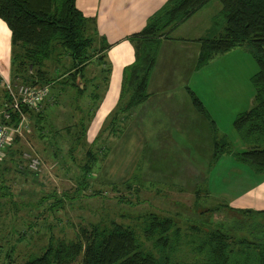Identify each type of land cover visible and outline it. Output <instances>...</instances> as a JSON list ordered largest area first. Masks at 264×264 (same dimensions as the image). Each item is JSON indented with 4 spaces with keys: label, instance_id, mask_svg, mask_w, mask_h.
<instances>
[{
    "label": "rangeland",
    "instance_id": "1",
    "mask_svg": "<svg viewBox=\"0 0 264 264\" xmlns=\"http://www.w3.org/2000/svg\"><path fill=\"white\" fill-rule=\"evenodd\" d=\"M84 1H76L78 8H84ZM219 9L220 1L211 0L185 22V28L179 29H186L185 35H193L199 26L209 27ZM257 69L249 49L237 47L215 56L201 67V73L192 76L189 84L217 113L220 130L233 148L229 144L213 145L209 136L202 138V146L197 148L199 143L174 130L170 139L137 136L135 127L125 122L130 114H123L116 133L103 130L104 124L98 123L91 127L89 141L86 132L84 145L80 144L70 155L65 127L81 117L88 120L85 110L90 106L91 85L84 97L78 96V101L69 96L53 108L45 125L59 132V145L55 147L50 146L51 137H40L36 122L26 116V125L14 144L20 156L15 157V162H0V195L9 194L0 196V264H22L38 256L50 240L68 242L82 228L112 223L131 228L141 249L167 256L170 264L204 263L209 250L202 247V241L210 232L220 230L229 237V264H252L256 256L253 246L264 243V211L232 210L226 200L257 180L235 156L241 146H247L237 143L240 139L232 126L236 114L244 110L248 96L253 94L250 77ZM98 71L97 63H90L82 81L100 84L95 79ZM225 89L232 95L227 97L229 106L221 110ZM1 90L5 88L0 84ZM181 90L176 82L177 96L182 95ZM90 133L99 138L92 139ZM221 151L226 154L214 161ZM32 159L37 163L30 166ZM92 160L94 164L84 182L81 166L86 162L89 169ZM235 166L245 168L238 170ZM261 175L264 177V172ZM151 215L173 220L165 245H156L155 240L161 236L158 232L145 233ZM13 245V253H8ZM72 264H81L80 258Z\"/></svg>",
    "mask_w": 264,
    "mask_h": 264
},
{
    "label": "trees",
    "instance_id": "2",
    "mask_svg": "<svg viewBox=\"0 0 264 264\" xmlns=\"http://www.w3.org/2000/svg\"><path fill=\"white\" fill-rule=\"evenodd\" d=\"M209 1L211 0H167L147 19L141 31L131 35L135 60L123 69L119 99L115 109L106 117L103 130L116 133L118 131L116 127L121 122L123 114L127 116L134 107L148 98V78L155 65L157 48L161 40L167 37L175 26L190 18ZM219 1L220 9L218 16L216 15L218 19L216 16L213 19L215 32L210 37L199 40L196 68L206 65L214 56L237 47L249 49L258 68L250 78L254 89V101L253 106L248 111L238 114L232 123L240 139L247 146L235 156L255 173H262L264 0ZM0 19L10 30L12 77L10 83L47 85L50 88L48 101L45 100L37 111L25 106L20 107V111L9 110L10 120H4L0 113V123L16 127L21 120L20 113H23L36 122L35 127L40 137L45 139L51 137L50 146L55 147L59 145L56 141V134L59 132L45 125L49 118L51 119L53 108L61 101L65 102L69 96L78 101L79 97H84L88 88L93 86L89 93L92 94L90 106L85 110L86 115H89L88 120L81 117L77 122L65 127L71 145L68 152L72 155L75 148L80 144L84 145L88 123L94 116L97 102L108 86L110 66L105 55L109 48L108 43L104 37L98 35L95 19L86 17L77 8L76 0H0ZM94 62L99 66L98 77L95 79H99L100 84L92 83L93 81L90 83L88 80L86 81L88 83L83 82L86 66ZM0 92V109H4V104L10 102V96L6 90ZM193 104L202 111V104L195 97ZM77 106L81 112L80 105ZM50 128L53 131L49 136L47 133ZM95 138H99V135ZM17 142L18 135H15L12 145L6 148L0 162L16 161L15 157L20 156L18 149L14 147ZM58 148L59 146H56V149ZM223 152H217L215 159ZM85 163L81 166L83 172L81 180L84 182L94 161L89 164V169ZM5 194L3 192L0 196L2 198L9 196V194L4 196ZM149 220L145 233L151 235L158 232L161 235L155 240L156 245L168 243L167 232L172 229L173 220L157 215H151ZM14 247L15 245L11 246L13 249L10 248L8 253L12 254ZM202 247L209 250L208 257L202 264H229L231 251L226 233L220 230L210 232L202 241ZM253 249L256 256L251 260L252 264H264V243L253 246ZM7 257L11 259L12 256L8 254ZM78 258L81 264H170L167 256L163 254L156 256L141 249L131 228L115 223L109 226L91 225L90 228H82L76 238L68 242L57 240L53 243L50 240L38 256L30 257L22 264H72Z\"/></svg>",
    "mask_w": 264,
    "mask_h": 264
},
{
    "label": "crops",
    "instance_id": "3",
    "mask_svg": "<svg viewBox=\"0 0 264 264\" xmlns=\"http://www.w3.org/2000/svg\"><path fill=\"white\" fill-rule=\"evenodd\" d=\"M166 1L85 0L84 8L82 9L78 8L76 4L77 8L86 17L95 19L98 35L104 37L109 45V48L105 51L106 60L110 66L108 86L97 102L98 105L94 112V117L87 130L88 137H86L88 141L91 127L98 123L104 124L106 117L117 105L122 84L123 69L135 60V49L130 40L131 35L141 31L146 25L147 19ZM199 10L196 12H199ZM196 12L190 18L175 26L170 34L161 40L157 48L155 65L148 78L147 91L149 96L144 102L131 110L125 122L127 120L132 127H135L137 136L144 134V136L147 135L159 139H170L173 137L171 131L174 130L180 135L185 136L191 142L199 143L197 148L202 146V138L206 136H209L213 140V145L225 142L229 143L231 148H233V143L220 130L216 118L217 113L211 111L205 105V100L203 98L201 99L195 90L189 87L192 76L195 73H201V68H196L200 46L199 40L208 38L215 32L213 21L209 27L202 28V26H199L198 32L190 36L184 34L186 29H179L185 28V22L193 18ZM194 26L197 27L196 25ZM174 33H177V35L175 36ZM10 61V30L0 19V78L6 82H10L12 78ZM176 82L181 85L182 95L177 96L175 93ZM231 95L232 93L226 89L222 91L221 97L225 96V98L220 100L221 110L229 106L230 100L227 97ZM253 96L254 89L253 94L248 96L246 107L242 112L248 111L253 106ZM194 97L201 102L202 111H199L194 106ZM212 112L214 115H212ZM160 129L163 130L158 133L155 132ZM95 132L97 131H94V134ZM94 134H91L92 139L95 137ZM237 143L244 144L241 139ZM241 148L242 150L238 152L246 149L243 146ZM224 154L226 153H221L214 161L218 160ZM244 164L251 169L246 163ZM233 168L241 170L245 167L235 166ZM253 172L251 169V173L257 176V180L248 185L240 193L230 196L226 200L228 208L230 207L232 210L241 211H264V177L261 173L254 172V174ZM190 174L194 175V170L190 169Z\"/></svg>",
    "mask_w": 264,
    "mask_h": 264
},
{
    "label": "built area",
    "instance_id": "4",
    "mask_svg": "<svg viewBox=\"0 0 264 264\" xmlns=\"http://www.w3.org/2000/svg\"><path fill=\"white\" fill-rule=\"evenodd\" d=\"M0 84L4 86L9 93L10 102L4 104V109L1 115L4 120L8 121L11 118V111H20V107L25 106L29 109L37 110L42 103L49 97V86L28 85L19 83L12 85L10 82L3 81L0 78ZM11 110V111H9ZM21 114V120L16 127L9 126L5 123H0V161L4 157L6 148L12 145L14 136L21 135L22 127H24L26 116ZM37 161L32 159L30 166L36 164Z\"/></svg>",
    "mask_w": 264,
    "mask_h": 264
}]
</instances>
